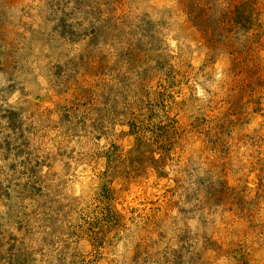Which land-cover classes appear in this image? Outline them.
Listing matches in <instances>:
<instances>
[{"label":"rangeland","instance_id":"rangeland-1","mask_svg":"<svg viewBox=\"0 0 264 264\" xmlns=\"http://www.w3.org/2000/svg\"><path fill=\"white\" fill-rule=\"evenodd\" d=\"M0 264H264V0H0Z\"/></svg>","mask_w":264,"mask_h":264}]
</instances>
